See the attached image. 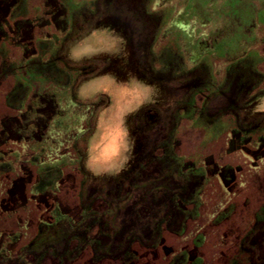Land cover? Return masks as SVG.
<instances>
[{"label":"flooded vegetation","instance_id":"1","mask_svg":"<svg viewBox=\"0 0 264 264\" xmlns=\"http://www.w3.org/2000/svg\"><path fill=\"white\" fill-rule=\"evenodd\" d=\"M74 12L58 0H0V264H245L235 259L240 239L256 223L257 209H264V124L258 122L264 113H246L264 92V74L244 85L243 96L217 94L216 82L226 80L240 59L252 57L264 71V28L249 42L239 39L242 49L229 51L233 39L196 35L191 21L183 22L189 30L183 55L192 66L205 52L215 53L211 59L222 55L191 100L193 115L179 110L170 131L164 123L150 147L154 157L143 154L145 172L139 174L127 154L134 147L125 145L122 159L119 145L93 150V162L87 160L92 136L82 150V137L94 132L93 119L110 99L108 86L83 91L77 102L69 98L76 80L35 81L20 106L6 105L17 97L18 73L35 71V57L49 69L59 62L55 52L62 54ZM41 40L46 48L38 46ZM253 50L262 53L249 55ZM80 70L73 71L76 79L92 72ZM205 101L213 109L206 110L209 119ZM168 162L176 184L188 172L196 182L205 177L201 202L193 198L181 210L169 203L162 193ZM36 185L40 192L33 191ZM230 202L238 205L223 209Z\"/></svg>","mask_w":264,"mask_h":264},{"label":"rangeland","instance_id":"2","mask_svg":"<svg viewBox=\"0 0 264 264\" xmlns=\"http://www.w3.org/2000/svg\"><path fill=\"white\" fill-rule=\"evenodd\" d=\"M58 1L70 10L77 11L74 12L69 31L62 40V54L55 52L59 62L49 69L44 64H37L39 61L42 63L43 59L40 56L35 57V71L32 72L30 68L25 75L18 73L12 92L17 97H9L6 105L12 108L20 106L35 81L39 84L43 81H54L64 85L67 81L76 80L69 98L77 102H83V91L99 92L101 86H108L110 99H107L108 102L99 111L97 118L93 119L94 132L82 137V150L83 143L85 146L89 144L92 136L87 160L93 162L97 160V157L92 156L93 150L119 145L121 148L118 156L122 159L125 145L127 150L134 147L127 154L134 157L132 170L139 174L145 172L142 166L143 154L147 157L151 153L154 157L156 148L150 147L156 145L153 141L158 138L164 123L170 131L175 126L179 110L186 116L193 115L191 100L202 87L200 84L212 78L213 65L219 63L220 60L217 59L222 55V52H218L217 58L211 59L210 56L215 53L210 55V51L205 52L199 63L192 66L194 62L183 55V41L189 32L183 22L191 21V32L196 35L218 32L225 40L233 39L235 44L229 51L242 49L245 45L239 44V39L249 42L253 34L264 28V0ZM46 44L43 40L38 41L40 47L46 48ZM191 51L195 53L196 50ZM256 53L261 55L262 52L249 51V55ZM251 59L252 57L247 61L240 59L230 65L226 80L216 82L219 89L217 94L228 90L243 96L246 90L244 85L261 78L264 71L257 68V60ZM83 66L92 70L91 75L76 79L73 71L81 68L80 71L83 72ZM221 67L216 66V69ZM205 106L207 109L205 108L204 118L209 119L206 110L213 109H209L208 101H205ZM230 111L231 114L236 113L234 110ZM243 111H248V118L259 112L264 113V92L248 105L247 111ZM260 117L262 119L258 122L262 125L264 115ZM58 124L61 125L62 122ZM125 134H128L126 141ZM154 164V168L157 167L155 171L159 172V159ZM151 165L146 168L148 172L150 167L153 170ZM174 170V166L172 168L168 162L167 187L163 188L162 193L167 195L169 203L176 204V208L181 210L185 206L189 207L193 198L201 202L200 192L207 184L205 177L196 182L193 174L188 172L185 176L177 177L176 184L177 174H174ZM39 174L41 178L42 171ZM152 178L154 177L150 179ZM147 181L149 178L137 181V184H145ZM36 186L37 189L33 191L40 192L42 188ZM145 192L147 193V189ZM247 204V201L242 202L244 206ZM236 205V202H230L223 209L232 210ZM261 208L263 207L255 212L257 220L254 226L240 239L235 256V259L245 264H264V220H260L264 216V209Z\"/></svg>","mask_w":264,"mask_h":264}]
</instances>
